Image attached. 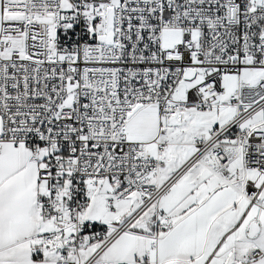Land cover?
I'll return each mask as SVG.
<instances>
[{
    "label": "snow or ice",
    "instance_id": "obj_1",
    "mask_svg": "<svg viewBox=\"0 0 264 264\" xmlns=\"http://www.w3.org/2000/svg\"><path fill=\"white\" fill-rule=\"evenodd\" d=\"M0 264H264V0H0Z\"/></svg>",
    "mask_w": 264,
    "mask_h": 264
}]
</instances>
